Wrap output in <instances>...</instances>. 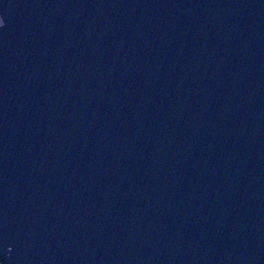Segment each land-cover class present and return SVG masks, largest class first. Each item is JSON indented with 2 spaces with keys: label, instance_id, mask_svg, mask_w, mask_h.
<instances>
[{
  "label": "water",
  "instance_id": "water-1",
  "mask_svg": "<svg viewBox=\"0 0 264 264\" xmlns=\"http://www.w3.org/2000/svg\"><path fill=\"white\" fill-rule=\"evenodd\" d=\"M0 264H264V0H0Z\"/></svg>",
  "mask_w": 264,
  "mask_h": 264
},
{
  "label": "snow or ice",
  "instance_id": "snow-or-ice-1",
  "mask_svg": "<svg viewBox=\"0 0 264 264\" xmlns=\"http://www.w3.org/2000/svg\"><path fill=\"white\" fill-rule=\"evenodd\" d=\"M5 246V241L3 238H0V248Z\"/></svg>",
  "mask_w": 264,
  "mask_h": 264
}]
</instances>
